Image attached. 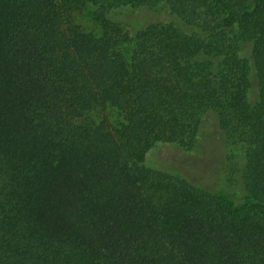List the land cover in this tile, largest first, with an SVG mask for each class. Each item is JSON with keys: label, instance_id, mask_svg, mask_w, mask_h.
<instances>
[{"label": "trees", "instance_id": "trees-1", "mask_svg": "<svg viewBox=\"0 0 264 264\" xmlns=\"http://www.w3.org/2000/svg\"><path fill=\"white\" fill-rule=\"evenodd\" d=\"M143 8L188 32L107 19ZM207 112L243 150L238 207L143 166ZM0 264H264V0H0Z\"/></svg>", "mask_w": 264, "mask_h": 264}, {"label": "rangeland", "instance_id": "rangeland-1", "mask_svg": "<svg viewBox=\"0 0 264 264\" xmlns=\"http://www.w3.org/2000/svg\"><path fill=\"white\" fill-rule=\"evenodd\" d=\"M89 8L75 13L74 20L85 32L100 34L99 26L92 20ZM107 19L117 22L131 35L151 24L171 23L183 31L187 29L165 8L160 10H122L107 14ZM241 55L250 58L251 45H241ZM251 87L248 99L255 101L258 96L256 77L250 75ZM113 125L121 122V117L114 108L106 107L95 110L89 119L98 122L102 117ZM185 157H183V153ZM144 167H152L172 176L184 178L199 185L200 189L220 196L233 206H240L246 199L242 180L244 168L243 150L240 146L226 143L225 136L218 126L214 112H207L201 117L197 139L190 150L185 151L173 144H158L146 154Z\"/></svg>", "mask_w": 264, "mask_h": 264}]
</instances>
